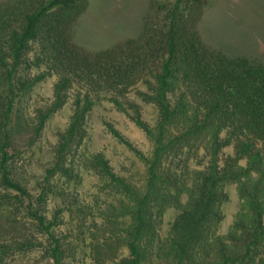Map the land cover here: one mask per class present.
<instances>
[{"label":"trees","instance_id":"trees-1","mask_svg":"<svg viewBox=\"0 0 264 264\" xmlns=\"http://www.w3.org/2000/svg\"><path fill=\"white\" fill-rule=\"evenodd\" d=\"M206 1L150 0L139 35L100 51L80 47L71 35L84 0L0 3V264L39 246L49 264H65L56 229L66 209L80 215L93 264H264V56L230 57L206 46L198 33ZM49 76L55 78L50 100L24 119L16 96ZM68 95L69 121L32 194L19 178L15 143L34 144ZM100 98L126 113L152 143L145 155L106 124L143 163L139 184L117 175L100 151L79 152L81 162H74L85 119ZM140 102L154 107L153 124L143 119ZM199 150L201 167L185 186L189 155ZM77 165L118 196L116 206L97 207L99 224H86L88 211L76 207L67 189ZM225 182L237 183L243 202L231 231L217 235ZM183 189L185 204L178 200ZM50 195L63 206L48 215ZM169 206L177 213L161 234ZM114 216L127 221L116 227ZM121 248L126 254L114 257Z\"/></svg>","mask_w":264,"mask_h":264},{"label":"rangeland","instance_id":"rangeland-1","mask_svg":"<svg viewBox=\"0 0 264 264\" xmlns=\"http://www.w3.org/2000/svg\"><path fill=\"white\" fill-rule=\"evenodd\" d=\"M7 1L13 0H0V3ZM149 1L84 0V10L71 22L72 38L75 43L88 51L104 50L126 39L135 38L141 32L142 17L147 11ZM198 33L200 40L206 46L221 50L230 57L264 56V0H207L198 23ZM54 79V76L46 77L18 93L15 98V109L24 119L32 117L37 108L50 100ZM140 110L143 119L153 124L156 115L154 107L140 102ZM70 114L71 98L68 95L64 105L46 120L34 144L28 145V142L22 138L15 143L16 148L21 152L16 158L17 170L21 174L19 178L27 182L32 194L38 191V185L40 186L44 171L51 159L57 134L66 127ZM107 123L112 125L135 149L145 155L150 153L152 143L143 131L126 113L117 110L106 99L100 98L94 102L85 119V135L75 154V164L81 162L78 157L79 152L100 151L117 175L125 176L131 182L139 184L144 176L143 163L131 148L108 131ZM225 151L230 152V149L227 148ZM200 155L201 152L197 157L194 153L189 155L188 169H185L187 172L182 176L183 185L191 183L193 168L201 167L198 163ZM179 166L182 167L183 162H179ZM23 171H26L25 177L22 176ZM75 173V177L69 180L67 189L76 198L78 202L75 204L76 207L88 211L86 224H99L102 216L97 207L104 209L107 205L116 206L118 196L103 191L101 180L93 171L79 166ZM252 180L249 179V182L251 183ZM222 191L223 196L218 206L221 219L213 227L217 235H226L231 231L243 202L236 182H225ZM187 198L188 194L183 189L178 200L181 204H185ZM58 206H63L60 200L50 195L44 208L47 214L51 215ZM69 210L72 209H66L61 215V223L56 229L57 235L64 244L63 260L65 264H93L89 257V234L87 232L83 234V229L78 226L80 215ZM176 213L175 207L166 208L159 228L161 234L165 233ZM113 221L118 227L127 221V218L114 216ZM125 254L126 250L121 248L114 257L118 258ZM47 259L39 246L33 250L16 252L9 258L8 264H49Z\"/></svg>","mask_w":264,"mask_h":264}]
</instances>
